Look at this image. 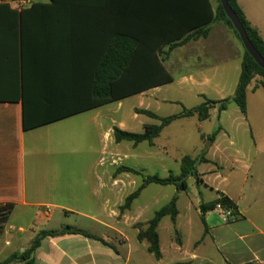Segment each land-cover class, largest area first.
<instances>
[{"label": "crops", "instance_id": "1", "mask_svg": "<svg viewBox=\"0 0 264 264\" xmlns=\"http://www.w3.org/2000/svg\"><path fill=\"white\" fill-rule=\"evenodd\" d=\"M198 2L193 4V9L201 11V1ZM211 2L215 9L216 0ZM239 4L248 21L264 40V0H239ZM11 7L31 12L25 18V53L21 43L20 46L13 45L15 39L10 36L12 30L8 24L0 23V206H11L2 226L0 261L19 256L31 246L41 231H59L66 226L87 231L82 227L64 225L67 217L72 214L98 222L124 235L120 228L121 206L127 196L142 184L143 175L152 174H147L140 163L129 166L123 160L139 157L136 152L141 150L144 155L140 156L151 161L157 137L153 143L146 140L136 144L131 141L128 147L121 146L122 141H116L113 128L117 126L127 131L134 129L121 126L120 101L25 129L24 102L22 97L18 99L17 96H23L25 87L28 96L75 93L79 88L73 83L71 72L61 67L64 68L67 62L87 58L73 56L71 50L66 49L72 26L71 17H65L69 14L58 9L30 8L29 5L17 7L11 4ZM2 13L7 15L5 10L0 12V16H3ZM43 13L49 17H41ZM209 27L206 37L192 39L173 49L168 45L163 46L160 58L172 75V82L130 97L139 95L153 98L156 103L168 101L166 97H158L155 92L174 84L180 94L197 96L198 99L200 97L202 101L197 105L205 100L203 95L214 100L232 98L239 82L245 48L225 23L214 21ZM258 86L264 89L260 76H256L248 87L247 114L230 101L222 111H218V106L213 107L206 120H200L195 115L199 129H202L203 122L217 118L214 127L201 132L204 142L219 131L215 139H211L205 154L208 161L197 164L196 172L201 182L197 183L196 175H193L188 177V183L200 184L199 190L207 188L217 193L206 200L205 194L199 199L188 189L179 191L176 222L173 223L166 216L158 226L162 257H155L157 262L146 264H264V170H250L251 145L255 143L249 142L248 137L249 93H255ZM112 103H116V107H110ZM137 109L157 112L139 103L132 118L138 120L141 130L131 132L140 133L144 131L145 125L154 124V118L138 113ZM86 112H95L93 124L97 127L99 148L90 151L91 148L86 147L85 151H81L77 157L83 160L84 167L79 165L74 170V159L77 157L73 155L72 138L67 136L66 131L58 132L57 127ZM141 116H148L150 120L142 121ZM219 161L227 162L224 166H229L230 170L202 168V164L215 165ZM122 166L134 168L141 174L121 171ZM150 184L142 189L131 205L133 218H136L130 222L132 226L153 217H147L146 207L137 204ZM128 187L131 189L127 192ZM183 194L187 195V199L180 203ZM220 194L227 195L237 205V212L230 221L216 209L205 214L201 212L202 201L213 200ZM168 217L171 224L168 226V240L164 244L161 229ZM175 229L180 233L179 240L174 238ZM136 230L138 236V228ZM82 236L64 234L44 238L32 255L35 264H82V246H89L88 239ZM100 237L109 242V236ZM144 241L147 240L141 242ZM148 247L149 242L147 250ZM133 253L134 250L129 248L127 259L131 260ZM143 263L141 261L139 264ZM11 264L25 263L12 261Z\"/></svg>", "mask_w": 264, "mask_h": 264}, {"label": "trees", "instance_id": "2", "mask_svg": "<svg viewBox=\"0 0 264 264\" xmlns=\"http://www.w3.org/2000/svg\"><path fill=\"white\" fill-rule=\"evenodd\" d=\"M199 1H201L202 10L198 9V14V11L193 9V4H196L198 0H47V2L32 0L29 4L30 8L58 9L69 14L65 17H71L72 26L66 49L71 50L73 56H85L87 60H74L67 62L66 68L61 67L71 72L73 83L79 88L75 93H44L28 96L25 87L23 96H17L18 99L22 97L24 102L25 129L111 102H118L152 87L172 82L173 77L160 58L163 46L168 45L170 49H173L192 39L206 37L210 31L209 25L214 21L225 23L241 41L220 0H217L215 9L211 0ZM228 3L242 21L256 49L264 57V40L259 31L248 21L239 0H228ZM188 5H192L191 8H187ZM3 10L7 12V15L2 13L0 23L8 24L9 29L12 30L10 36L15 39L13 45L20 46L21 43V49L23 48L25 53V18L31 11L12 9L11 4L5 0L0 2V12ZM43 14L41 17H49L47 13ZM256 76L262 77L264 87V69L245 49L239 82L232 98L214 100L203 95L205 100L201 104L191 108L183 106L181 112L168 116H160L149 109H137L138 113L158 119L160 123L147 124L144 131L140 133L115 126L113 128L115 139L118 142L132 141L136 144L146 140L153 143L162 130L173 121L195 115L200 120H206L210 117V110L213 107L218 106V111H222L227 108L230 101L235 102L242 113L247 114L248 87ZM218 131L209 138L214 140ZM206 153L207 150L198 157L184 155L181 159V173L178 175L172 172L167 177H161L158 174L143 175L142 184L127 196L121 209H129L142 189L150 183L174 184L178 192L185 190L188 186V177L195 175L197 171V164L208 161L205 157ZM121 171L141 174L140 171L126 166H122ZM196 182H201L199 174L196 175ZM177 200L178 194H175L167 204L155 211L151 219L145 222V228L142 224L136 226L139 229L138 239L149 242L148 250L157 259L162 257L158 226L166 216H169L173 223L176 222L179 213ZM219 203L232 209V216L228 218L230 221L237 212V205L224 194L207 202L202 201L200 204L202 214L214 210ZM4 208L8 210V214L0 219L3 222L7 220L11 206ZM202 221L206 225L204 215H202ZM64 234H78L96 239L118 252L114 244L102 237L83 229L66 226L59 231H41L28 249L19 256L14 255L8 260L0 261V264H11L12 261L35 264L32 255L41 245L42 240L48 236Z\"/></svg>", "mask_w": 264, "mask_h": 264}, {"label": "rangeland", "instance_id": "3", "mask_svg": "<svg viewBox=\"0 0 264 264\" xmlns=\"http://www.w3.org/2000/svg\"><path fill=\"white\" fill-rule=\"evenodd\" d=\"M31 2L32 0L24 5H29ZM156 93L158 97H166L168 101H160L156 103L153 101V98H145L139 95L121 100L119 102L121 126L125 129H134L130 131L141 130L138 120L136 121L132 118L133 112L136 111L139 103H142L143 106L147 105L148 108L156 111L161 116H168L179 113L184 105L192 107L202 101L201 98L199 97L198 99L197 96L180 94L174 84L163 87L160 91L155 92V94ZM249 103L248 122L250 126L248 137L249 142L252 141L255 143L254 146L253 144L251 145L252 153L250 157V170H264V89L261 86L256 88L255 93L250 91ZM109 106L116 107V103H112ZM94 113L95 112H86L79 114L62 126L57 127L58 132L66 131L67 136H71L74 157L80 155L81 151H85L86 147L88 149L91 148L90 151L99 148L97 127L93 124ZM140 120L149 121L150 117L141 116ZM216 120L217 118L214 117L211 121L203 122L202 129H199V121L196 116L187 117L185 119L179 118L166 126L163 132L155 139L151 161L148 158H144V156H140L144 154L143 152L141 153V150H138L136 156L139 155V157L125 158L123 163L129 166L140 163L147 174H158L161 177H165L168 175V171H172L173 174L178 175L181 173V159L183 155H191L193 157L201 155L203 151L207 150L205 147L208 144V139L204 142L201 138V132L209 131L214 127L213 124H215ZM152 121L155 124L159 123L157 119H153ZM131 144V141L121 142V146L123 147H128ZM256 146L257 148H255ZM90 160H92V158H90ZM225 164H227V162L224 163V161H219V163L215 165L202 164V168L214 167L216 170H230L229 166H224ZM79 165L84 167V162L80 159V156L74 159V170H76L75 168ZM129 189L131 188L128 187L127 192ZM186 189L195 193V197H198L199 199H201V194H205L206 200L215 196L217 193L207 188L199 190L197 185H194L192 182L188 183ZM175 194H178V190L173 184L159 185L157 183H151L144 191L143 196L137 201V204L145 206V215L147 217H152L155 211L167 204ZM186 199L187 195L183 194L180 198V203L184 202ZM130 209L131 207L125 210L121 209L120 211V219L122 223L120 228L124 235H120L118 232L108 229L98 222L75 214L67 217L64 225L82 227L95 235L109 236L110 239H108V241L116 245L117 249L120 251L117 252L112 247L106 246L96 239L82 236L81 238H84L85 240L88 239L89 242V246L87 244L82 246L83 255L82 261H80L82 264H139L141 261L144 262L143 264H146L147 262H157L155 256L147 250L148 242L144 241L142 243L137 237V230L135 227L138 226V224H142V227L145 228V222L138 221L133 227L130 222H133L136 218H133L134 211ZM126 221L127 223L124 225L123 223ZM164 222L166 223L163 224L161 229V237L164 244H166L169 235L168 226L171 224L169 217L167 221ZM195 226H197V223ZM200 227L202 228L201 222ZM194 229V234L196 235L197 227ZM0 232L3 233V229ZM174 238L178 240L180 239L178 229L174 230ZM129 248L134 250L131 260L127 259L126 256ZM85 251H87L86 255Z\"/></svg>", "mask_w": 264, "mask_h": 264}, {"label": "water", "instance_id": "4", "mask_svg": "<svg viewBox=\"0 0 264 264\" xmlns=\"http://www.w3.org/2000/svg\"><path fill=\"white\" fill-rule=\"evenodd\" d=\"M223 9L228 16V18L231 20L234 28L238 32L241 41L245 47V49L249 52V54L255 59V61L264 69V57L262 54L256 49L252 41L250 40L247 31L238 17L237 13L233 10V8L228 3V0H220ZM211 144V139H208V144L206 145L205 149H208ZM195 175H197V172H195ZM197 188L200 189V184L197 185ZM202 199V194H201Z\"/></svg>", "mask_w": 264, "mask_h": 264}, {"label": "built area", "instance_id": "5", "mask_svg": "<svg viewBox=\"0 0 264 264\" xmlns=\"http://www.w3.org/2000/svg\"><path fill=\"white\" fill-rule=\"evenodd\" d=\"M6 2H9L10 4H14L17 7H22L24 4H27V2L29 3L30 0H5ZM1 207H3L1 209ZM5 206H0V219H3L4 216H6V214H8V210L4 208ZM216 210H218L219 212H221V214L224 216V218L227 220L230 216H232V209L225 207L224 205H222L221 203L217 204ZM4 222L1 220L0 221V231L2 230V226H3ZM1 232H0V238H1Z\"/></svg>", "mask_w": 264, "mask_h": 264}]
</instances>
